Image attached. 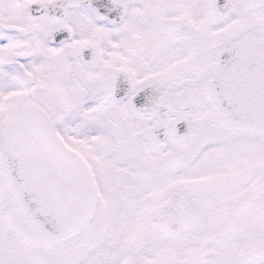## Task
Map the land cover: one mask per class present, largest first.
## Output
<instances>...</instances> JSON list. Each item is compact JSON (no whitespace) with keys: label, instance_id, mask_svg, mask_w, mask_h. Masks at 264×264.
<instances>
[{"label":"snow or ice","instance_id":"1","mask_svg":"<svg viewBox=\"0 0 264 264\" xmlns=\"http://www.w3.org/2000/svg\"><path fill=\"white\" fill-rule=\"evenodd\" d=\"M0 264H264V0H0Z\"/></svg>","mask_w":264,"mask_h":264}]
</instances>
